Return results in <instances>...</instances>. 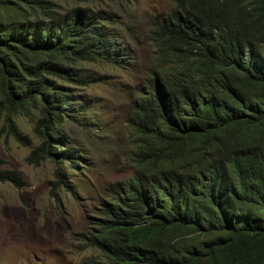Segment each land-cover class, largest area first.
Here are the masks:
<instances>
[{
	"label": "trees",
	"instance_id": "obj_1",
	"mask_svg": "<svg viewBox=\"0 0 264 264\" xmlns=\"http://www.w3.org/2000/svg\"><path fill=\"white\" fill-rule=\"evenodd\" d=\"M172 3L153 18L130 103L137 170L97 211L81 264H264V0ZM105 25L88 9L0 0L1 127L19 138L12 115L38 111L29 162L71 163L50 144L77 113L57 80L94 81L74 61L123 62ZM0 180L23 185L1 164Z\"/></svg>",
	"mask_w": 264,
	"mask_h": 264
},
{
	"label": "rangeland",
	"instance_id": "obj_2",
	"mask_svg": "<svg viewBox=\"0 0 264 264\" xmlns=\"http://www.w3.org/2000/svg\"><path fill=\"white\" fill-rule=\"evenodd\" d=\"M49 1L61 13L77 8L99 12L119 48L118 57L124 59L121 64L103 59L72 62L80 74L94 78L86 85L57 80L77 113L62 117V141L50 144L73 151L71 163L46 157L34 164L26 159L41 143L34 131L36 109L12 115L19 138L2 129L0 118L1 167L15 171L23 183L19 188L0 180V264H81L92 253L83 247L81 235L96 228L93 219L119 191L116 183L137 170L131 160L136 146L130 102L153 62V18L173 8L172 0Z\"/></svg>",
	"mask_w": 264,
	"mask_h": 264
},
{
	"label": "clouds",
	"instance_id": "obj_3",
	"mask_svg": "<svg viewBox=\"0 0 264 264\" xmlns=\"http://www.w3.org/2000/svg\"><path fill=\"white\" fill-rule=\"evenodd\" d=\"M118 49H119V48H118ZM141 85H142V84H141ZM132 99H133V98H132ZM131 101H132V100H131ZM130 103H131V102H130ZM129 109H130V108H129ZM128 116H129V115H128ZM128 118H129V117H128ZM131 126H132V125H131ZM132 127H133V126H132ZM131 160H132V159H131ZM135 172H136V170H135ZM134 174H135V173H134ZM134 174H133L131 177H133ZM131 177H130V178H131ZM130 178H128V180H129ZM128 180H127V181H128ZM120 183H121V182H120ZM120 183H116V185L118 186V190H119V191L116 192V194H117V193H120V189H119V184H120ZM115 196H116V195H115ZM113 197H114V196H113ZM108 203H110V201L107 202V204H108ZM102 207H103V206H102ZM86 233H88V230H87L85 233H83V235H86ZM83 235H81V240H82V242H83ZM83 247H84V248H87V249H90V248H88V247H85L84 242H83ZM90 250H92V249H90ZM92 253H93V250H92ZM92 253H91V254H92ZM89 255H90V254H89ZM86 257H87V256H86ZM83 260H84V259H83ZM83 260H82V261H83Z\"/></svg>",
	"mask_w": 264,
	"mask_h": 264
}]
</instances>
